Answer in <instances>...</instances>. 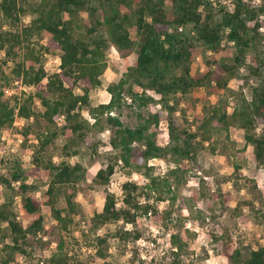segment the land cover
Wrapping results in <instances>:
<instances>
[{"label":"trees","instance_id":"16d2710c","mask_svg":"<svg viewBox=\"0 0 264 264\" xmlns=\"http://www.w3.org/2000/svg\"><path fill=\"white\" fill-rule=\"evenodd\" d=\"M165 1L97 0L100 15L87 32H82L76 14L85 6V0H37L36 3L30 0H0V19L4 16L15 22L20 20L22 13L30 11L33 14L28 23H22L15 29L0 26V49L5 55L0 62V132L13 124L16 115L33 117L35 121L42 117L46 122V128L36 133V147H29L32 166L28 170L16 168L9 175L0 173L2 183L10 184L18 180L22 206L32 214L30 221L24 224L4 204H0V218L6 220L10 236V241L0 247V264H20L16 254L27 255L29 249L40 242L38 232L44 227L41 201L29 191L34 185L27 183L25 177L39 171L43 163L39 153L59 133L57 126L61 121V130L74 133L93 154L98 152L99 141L105 139L95 138L91 130H109L106 142L113 152L108 162L96 170L92 178L95 183L106 185L118 164L125 167L128 173L136 170L143 174L145 180L141 183L133 179L120 183V204H117L115 193L106 189L102 208L91 217L93 227L122 220V226L115 231L122 239L140 236L139 230L126 228V222L133 224L139 215L148 212L157 217L163 216L165 210L159 209L151 199L174 200L175 185L185 180L184 175L178 172L177 164L164 173H155L154 165L149 162L152 157L166 158L170 155L175 161L193 158L197 143L210 142L215 133H227L230 124L237 121L244 129L245 140L253 145L255 158L264 164V55L249 65V74L260 76L259 82L251 88L250 97L240 89L235 93L231 111L227 110L230 95L227 93L228 81L234 68L243 60L245 48L255 38L259 27L264 25V0L257 7L235 0L232 11L214 7L211 0H169L171 10L168 11ZM217 10L221 12L219 18L214 17ZM256 10L262 11L263 17L256 18L249 27L247 20L257 16ZM131 13L135 15L136 33L140 36L135 64L125 76L106 85L110 94L107 101L91 104L89 92L101 83L100 75L107 66V46L113 45L120 56L134 51V37L125 25ZM99 26L103 33L97 32ZM187 26L190 27L188 31ZM226 26L229 27L227 36L234 40L237 48L231 65L221 63L217 58L228 53V48L221 44ZM248 28L252 30L251 34L247 32ZM95 31L96 34H93ZM43 32L46 33L45 42L41 45L44 51L60 50L59 69L52 72H47L39 62V55L31 44V38ZM207 49L215 55L205 58L207 67L204 70L193 72L194 56ZM7 58L12 59V65L5 71L3 63ZM146 74L150 76L148 85L164 96L184 94L200 85H208L210 92L219 91V94L212 103L203 106L195 130L188 129L178 116L170 113L166 122L168 138L163 143L165 137L158 127L162 112L154 109L155 95L135 91L130 80L131 75L139 81L138 76ZM14 80L33 86L34 90L22 95L14 94L15 102L12 103L5 86ZM76 86L81 91H75ZM128 95L130 101L125 97ZM35 98L39 99L41 109L34 107ZM177 102L178 96L168 106L173 110ZM125 104L131 106L139 117L134 125L125 123L121 118ZM85 112L88 116L84 115ZM258 123H262L260 132H256ZM30 127L29 123L22 126L24 136H27ZM133 140L138 144L132 145ZM210 148L214 150L215 145H210ZM240 166L236 162L234 170ZM43 167L51 173L43 201L49 204L55 218L48 232L51 240L56 242L53 251L46 257V263L84 264L69 252L63 232L77 214L76 182L81 179L83 167L79 161L61 160L55 163L51 159ZM59 192L63 193L64 208L55 205ZM212 194L224 198L232 196L230 192L222 193L220 190ZM180 201L183 205L184 200ZM98 238H102L101 235ZM170 244L174 247L173 253L179 254L187 244L185 235L172 232ZM227 264H264V243L249 249L235 246Z\"/></svg>","mask_w":264,"mask_h":264},{"label":"rangeland","instance_id":"374dc122","mask_svg":"<svg viewBox=\"0 0 264 264\" xmlns=\"http://www.w3.org/2000/svg\"><path fill=\"white\" fill-rule=\"evenodd\" d=\"M30 1L36 3L37 0ZM165 3L167 10L170 11V1L166 0ZM256 11L257 16L247 20L249 27L256 18L263 17L262 11ZM76 15L81 22L80 30L87 32L88 27L100 15L97 0H85V6L78 9ZM220 15L221 12L217 10L214 17L219 18ZM32 16L30 11L22 13L20 20L15 22L2 16L0 26L3 29H15L22 23H28ZM135 24V15L131 13L125 25L134 37L135 48L132 53L120 56L113 45L107 46V66L100 75L101 83L89 92L91 104L107 100L110 94L105 88L106 85L116 81L120 76H125L128 69L134 66L140 38L136 33ZM189 28L187 26L186 30ZM97 32L103 33L101 26ZM247 32L251 34L252 30L248 28ZM93 34H96V31ZM45 36L44 32L34 35L31 44L39 55V62L47 72H52L59 69L60 50L44 51L41 45L45 42ZM222 45L228 48V53L218 55V61L231 65L234 62L233 56L237 53L235 43H228L225 40ZM214 55L209 49L196 54L192 60V71L204 70L207 67L205 58ZM261 55H264V25L259 27L257 35L245 48L243 60L234 68V73L228 81L229 112L236 97L235 93L241 89L250 97L252 86L259 82L260 76L249 74L248 71L249 65ZM4 58V51L0 49V62ZM11 65L12 59L7 58L3 63V69L8 71ZM246 75L248 78H245ZM138 77L139 81H136L133 75L130 76L133 89L153 94L156 102H160L159 106L155 102L154 109L162 112L158 127L165 137L163 143H166L168 138V129L165 125L170 113L178 116L188 129L195 130L203 106L212 103L219 94V91L210 92L208 85H200L184 94L164 96L148 85L149 75ZM5 89L12 103L15 102L14 94L22 95L24 92L34 90L33 86L15 80L6 84ZM75 91L79 92L81 89L76 86ZM177 96L178 102L172 110L168 104H173ZM34 107L42 108L38 98H35ZM84 115L88 116L86 112ZM121 118L129 125L139 121L133 108L126 104L122 107ZM61 122L57 126L59 133L39 153L43 161L39 171L25 177L27 183L34 185L29 191L41 201L40 211L44 227L38 232L39 244L29 249V254H16L20 264H47L46 257L55 247L56 242L54 239L51 240L48 232L50 225L55 223V218L49 204L43 201L44 191L51 177L50 170L44 168L43 164L50 159L55 163L61 160H69L71 163L79 161L83 167L81 179L76 182L77 214L63 232L69 252L84 264H227L235 246L241 245L243 249H249L264 243V164L255 158L253 145L245 140L244 129L239 122L233 121L227 133L225 131L215 133L210 142L197 143L193 158L185 157L175 161L169 155L166 158L153 157L149 160L154 165L155 173H164L168 168L179 165L178 172L184 175L185 180L175 185L174 200L151 199L159 209L167 210L169 214L164 211L163 216L157 217L148 212L139 215L135 223L129 224V229L135 228L140 231V236L136 239L131 237L122 239L115 234L116 229L122 226V220L109 221L102 226L93 227L91 217L95 211L102 208L106 189L115 193L117 204H120L122 196L120 183L125 179L141 183L145 180L143 174L136 170L128 173L125 167L118 164L106 185L95 183L92 178L96 170L108 162L113 152V148L106 142L109 130L104 129L101 132L91 130L95 138L105 139L99 141L98 152L93 154L85 142L79 140L74 133L61 130L63 127ZM27 123L31 127L27 136H24L21 129ZM261 126L262 123L257 124L256 132H260ZM45 128L46 122L42 117L35 121L33 117L24 118L16 115L13 124L0 132V173L9 175L16 168L28 170L33 164L29 147H36V133ZM210 145H215L214 150H211ZM236 162L241 165L238 170H234ZM17 184L18 180L10 184L0 182V204H4L6 209L27 224L32 214L24 210ZM218 190L222 193L230 192L231 198L213 196L212 193ZM180 199L184 200L183 205ZM55 205L60 208L66 206L62 192L58 193ZM124 226L126 227V224ZM172 232H179L186 237L187 244L179 254L173 253L174 247L170 244ZM100 235L102 238H98ZM8 241L10 236L7 222L0 218V247ZM99 250L101 254H98Z\"/></svg>","mask_w":264,"mask_h":264},{"label":"built area","instance_id":"2783aa9c","mask_svg":"<svg viewBox=\"0 0 264 264\" xmlns=\"http://www.w3.org/2000/svg\"><path fill=\"white\" fill-rule=\"evenodd\" d=\"M243 1L248 3L250 6H255V7L261 4V0H243ZM211 3L214 7L223 8V10H228V11H232L235 6V0H211ZM202 8H203L202 6L199 7L200 10H202ZM179 28H181V26H179ZM228 31H229V27L228 26L224 27V37L221 39V44H223L225 40H227L228 43H234V40L227 36ZM125 97L128 101H130V96H125ZM156 105L159 106L160 102H156ZM165 127L167 128V123ZM135 144H137V141L133 140L132 145ZM129 224L131 225V223L126 222V228L129 227Z\"/></svg>","mask_w":264,"mask_h":264},{"label":"crops","instance_id":"0c3cea01","mask_svg":"<svg viewBox=\"0 0 264 264\" xmlns=\"http://www.w3.org/2000/svg\"><path fill=\"white\" fill-rule=\"evenodd\" d=\"M108 99H109V98H108ZM108 99H107V100H108ZM107 100H105V101H107ZM101 102H103V101H101ZM152 158H153V157H152Z\"/></svg>","mask_w":264,"mask_h":264}]
</instances>
